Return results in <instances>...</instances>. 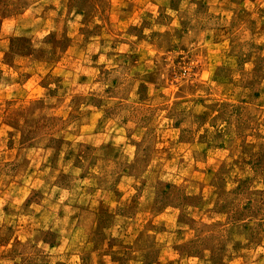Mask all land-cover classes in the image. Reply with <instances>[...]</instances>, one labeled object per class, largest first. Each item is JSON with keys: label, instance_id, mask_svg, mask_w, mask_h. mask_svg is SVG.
I'll use <instances>...</instances> for the list:
<instances>
[{"label": "rangeland", "instance_id": "obj_1", "mask_svg": "<svg viewBox=\"0 0 264 264\" xmlns=\"http://www.w3.org/2000/svg\"><path fill=\"white\" fill-rule=\"evenodd\" d=\"M0 264H264V0H0Z\"/></svg>", "mask_w": 264, "mask_h": 264}]
</instances>
